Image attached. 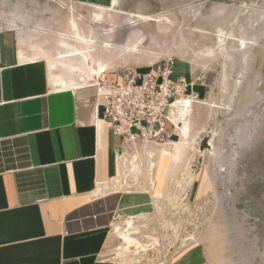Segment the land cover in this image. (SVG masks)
<instances>
[{
    "label": "crops",
    "instance_id": "1",
    "mask_svg": "<svg viewBox=\"0 0 264 264\" xmlns=\"http://www.w3.org/2000/svg\"><path fill=\"white\" fill-rule=\"evenodd\" d=\"M127 6L128 0H0V264H121L109 258L107 213L90 197L117 174L121 139L97 120L96 89L84 79L91 58H101L109 65L106 79L120 80L121 28L131 14L148 15ZM97 8L118 13L93 22ZM165 264L208 261L201 245L190 244Z\"/></svg>",
    "mask_w": 264,
    "mask_h": 264
},
{
    "label": "rangeland",
    "instance_id": "2",
    "mask_svg": "<svg viewBox=\"0 0 264 264\" xmlns=\"http://www.w3.org/2000/svg\"><path fill=\"white\" fill-rule=\"evenodd\" d=\"M127 9L167 20L125 22L120 64L145 71L171 58L172 78L186 79L196 96L186 119L194 180L168 204L173 187L154 198L142 175L128 177L131 186L103 193L97 210L110 232L137 217L138 241L125 247L133 264H159L190 244L202 246L208 264H264V0H128ZM133 46L139 52L129 54ZM121 176L111 179L122 185ZM119 245L112 238L114 262Z\"/></svg>",
    "mask_w": 264,
    "mask_h": 264
},
{
    "label": "built area",
    "instance_id": "3",
    "mask_svg": "<svg viewBox=\"0 0 264 264\" xmlns=\"http://www.w3.org/2000/svg\"><path fill=\"white\" fill-rule=\"evenodd\" d=\"M173 67V59L167 58L145 71L123 69L118 82H109L102 74L87 83L96 89L94 109H102L97 120L121 139L116 166L122 156L156 148L179 136L176 106L190 111L196 96L184 77L172 78ZM130 183L123 179L120 188Z\"/></svg>",
    "mask_w": 264,
    "mask_h": 264
},
{
    "label": "bare ground",
    "instance_id": "4",
    "mask_svg": "<svg viewBox=\"0 0 264 264\" xmlns=\"http://www.w3.org/2000/svg\"><path fill=\"white\" fill-rule=\"evenodd\" d=\"M92 10H93V8H92ZM111 13L116 14V13H118V11H115L114 8L107 9V10H105L104 8H97L96 11L92 12V21L98 22V23L103 22L104 20H106L107 16L109 17V15ZM129 17H131L132 19H138V21H140L142 23L154 22V23H158L159 25H163L164 23H166L165 21H167L166 19H162L161 17L144 15V14H135V15L131 14V15H129ZM70 22L72 24V27H75L74 20L70 19ZM130 24H131V21H130ZM111 32H112V30H109L106 34L110 35ZM75 42H76V40H75ZM90 44L91 45H90V53L89 54L92 55L95 51V39L93 37L90 38ZM104 46H105L104 47L105 49H108V50L110 49L108 45H104ZM80 52H81V50H80ZM138 52H139V50H138L137 46H133L130 49H128L129 54H134V53H138ZM72 55H73V53H72ZM72 58H73V56H72ZM77 60H78V58H77ZM99 60L93 61L91 58L90 66H88V65L86 66L87 75H86V78L84 79L85 81H89V82L95 81L97 77L106 73V71L109 68V65L102 63ZM101 60H103V59H101ZM114 61H116V60H114ZM72 63H73V61H72ZM65 65H68V64H65ZM73 66H74V64H73ZM67 71H68V69H67ZM69 72H70V70H69ZM83 73H85V71ZM65 75L67 76L69 74L65 73ZM63 77H64V75H63ZM183 100L184 99L182 98L179 101L182 102ZM188 115H189V110H184L183 107L176 106V119L179 120L178 128L180 130L179 135L181 136V140L179 142H168V143L161 145V146H158L156 148L152 147V148L144 150L143 152H140V153L137 152V153H135V155L131 154L130 157L122 156L120 158L119 162H117V176L119 177L122 175V176H124L123 178H125V179L130 177L132 180H137L138 174L140 176L142 175L143 180L146 182V185L148 186V191L151 193L150 195L154 196V198L155 197L157 198V196H159V193H157V192L161 191V189L164 186L167 185L168 188H171V189L173 187L174 191H175L173 197L167 198L168 194H166L167 197L165 198V200L168 202V204L172 200H174L176 202V198L180 194V192H183L185 190V188L187 186H189L192 183V181L194 180V176L191 173V167H190V163H191L190 160L193 157L191 152H194V146H193V140L189 139V124H188V121L186 120L188 118ZM177 171H178V176H180V179H178V180L176 179L175 176H173L174 174H176ZM115 181H116V179H111L107 182L98 183L95 190L92 192L90 197H94V199H96L99 196H101L103 193H106L110 190L116 189L117 187L120 188V186H121V184L119 185L120 181L117 182L118 184H116ZM114 183H115V185H114ZM155 207L158 208L157 203L155 204ZM135 218H137V217L136 216H129L128 218L123 220L122 223L118 222V223H115L112 225L110 237L116 238L120 241V245L118 248H116V252L114 254V256H115L114 259L116 261H118L117 263L130 264L131 260L133 261V259H132L133 257L131 259L128 258V255H127L128 251L126 250L125 247L130 246V244L136 243L138 241L137 238H135L131 235V230L136 229V227L134 226V219ZM139 244H142V242ZM145 246H147V245L145 244ZM129 253H131V252L129 251Z\"/></svg>",
    "mask_w": 264,
    "mask_h": 264
}]
</instances>
